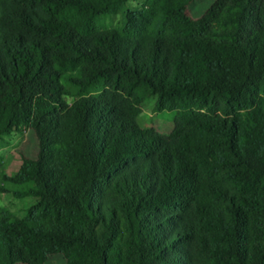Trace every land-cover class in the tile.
I'll return each instance as SVG.
<instances>
[{
  "label": "trees",
  "instance_id": "16d2710c",
  "mask_svg": "<svg viewBox=\"0 0 264 264\" xmlns=\"http://www.w3.org/2000/svg\"><path fill=\"white\" fill-rule=\"evenodd\" d=\"M193 1L0 0V264H264V0Z\"/></svg>",
  "mask_w": 264,
  "mask_h": 264
},
{
  "label": "rangeland",
  "instance_id": "374dc122",
  "mask_svg": "<svg viewBox=\"0 0 264 264\" xmlns=\"http://www.w3.org/2000/svg\"><path fill=\"white\" fill-rule=\"evenodd\" d=\"M213 0H194L188 8V14L192 18H199L209 7ZM142 0H130L133 8H138ZM174 112H153V100H147L142 105V112L138 124L142 128H154L160 134L168 133L173 127ZM37 152V141L32 131L23 129L22 132L12 133L3 143L0 142V172L6 176H12L21 164V159L34 158ZM0 207L8 209L17 217L24 215V210L30 202H22L9 193L11 186L0 181ZM3 191V192H2ZM46 264H64L60 255L50 256Z\"/></svg>",
  "mask_w": 264,
  "mask_h": 264
}]
</instances>
